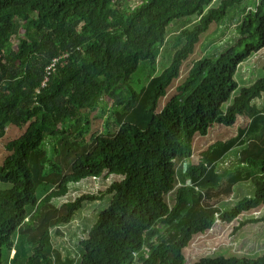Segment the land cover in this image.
Instances as JSON below:
<instances>
[{"label": "trees", "instance_id": "1", "mask_svg": "<svg viewBox=\"0 0 264 264\" xmlns=\"http://www.w3.org/2000/svg\"><path fill=\"white\" fill-rule=\"evenodd\" d=\"M212 1L139 0L131 6L129 0H0V137L8 125L25 127L5 144L0 164V183L10 185L0 189V264L3 249H15L17 232L31 250L24 264H73L53 247L51 229L69 223L84 201L107 194L110 204L82 240L79 264H186L183 251L217 220L231 223L264 205V111L252 104L264 93V77L222 107L238 87L239 64L264 48V0L236 26L235 44L193 60L158 110L200 36L243 0L209 6ZM194 15L198 20L174 35L168 67L136 91L130 77L142 61L154 73L167 26ZM105 96L118 128L90 133L85 141L89 112L105 111ZM238 116L249 123L236 136L209 145L196 164L188 161L195 135L205 136L215 123L232 126ZM235 147L242 171H218ZM177 159L188 161V183L176 188L170 206L165 197L176 186ZM110 174L123 178L99 194L52 204L70 183ZM248 178L252 195L224 211L209 204L223 179L222 190L230 194ZM257 221L264 216L246 222ZM194 264H264V254L205 256Z\"/></svg>", "mask_w": 264, "mask_h": 264}, {"label": "rangeland", "instance_id": "2", "mask_svg": "<svg viewBox=\"0 0 264 264\" xmlns=\"http://www.w3.org/2000/svg\"><path fill=\"white\" fill-rule=\"evenodd\" d=\"M221 0H213L209 6H217ZM139 0H129L131 6L138 4ZM260 2V0H243L240 4L228 8L223 22L220 24L212 23L209 29L200 36V40L196 43L193 53L182 63L180 74L177 79L167 89V94L160 100L158 110L165 102L176 93V87L186 77L191 67L192 61L203 56L212 57L221 53L225 49L233 46L240 37L237 32V25L243 19L248 10H252ZM198 20V16L194 15L191 19L187 16L173 20L166 28V40L162 45L157 47V62L154 65L155 71L152 73L148 61L140 62L137 70L131 75L129 84L138 91L151 76L160 74L170 64L174 53V35L182 29L190 28L191 25ZM15 40V38H14ZM264 48L250 57L243 60L235 74L237 81V89L231 94V98L222 105L223 110L232 103L234 96L238 95L243 87H247L254 83L257 79L264 77ZM108 101L105 111L95 109L89 112L88 132L84 135V140L88 141L90 133L95 134H113L118 125L112 114V101ZM252 104L259 110L264 111V93L260 97L254 99ZM249 123L246 116H238L232 126H221L213 124L205 136L195 135L193 139L192 155L188 159L191 163L196 164L200 159V154L209 145L216 141H227L236 136L238 128L244 127ZM25 127L8 125L5 133L0 137V164L8 154L5 144L22 134ZM237 147L228 152L218 162V171L225 169L235 172L237 169L242 171L239 166ZM187 159L175 160L176 183L175 189L166 195L165 200L170 206L173 205L175 190L187 184L184 177V169L187 168ZM244 173V172H243ZM233 173H230L231 176ZM245 174V173H244ZM121 175L110 174L108 176H100L98 178H86L78 183H70L66 195L55 198L52 204L56 207L61 206L66 201L74 200L82 194H99L105 191L113 182L122 180ZM225 185V179L211 193L208 199L209 204L218 206L222 211L228 210L234 204L245 196L253 193L254 187L250 178L241 180L232 186L231 193L226 194L222 188ZM9 184L0 183V189L9 187ZM226 187V186H225ZM40 196L46 192L39 189ZM38 195V193H37ZM112 195L107 194L102 200L84 201L81 207L74 213L70 222L61 224L51 229V241L55 249H57L63 257H68L73 264H79L84 251L81 242L88 236V233L98 218V215L104 210L111 201ZM32 208H28V213H32ZM264 216V205L257 210L244 212L237 220L231 223H224L219 220L215 222L213 227L205 234L194 238L191 244L183 251L186 264H194L200 257H218V256H237L257 258L264 254V222H246L248 219H260ZM244 222L243 225L240 223ZM246 222V223H245ZM237 228V229H235ZM18 232L14 235L16 242L15 249H3V264H24L26 257L31 250L26 245L25 240Z\"/></svg>", "mask_w": 264, "mask_h": 264}, {"label": "built area", "instance_id": "3", "mask_svg": "<svg viewBox=\"0 0 264 264\" xmlns=\"http://www.w3.org/2000/svg\"><path fill=\"white\" fill-rule=\"evenodd\" d=\"M49 69V68H48ZM44 84V83H43Z\"/></svg>", "mask_w": 264, "mask_h": 264}]
</instances>
